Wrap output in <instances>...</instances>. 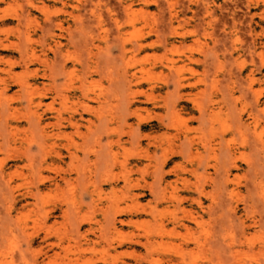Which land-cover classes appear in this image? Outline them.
I'll use <instances>...</instances> for the list:
<instances>
[{
  "label": "rangeland",
  "instance_id": "1",
  "mask_svg": "<svg viewBox=\"0 0 264 264\" xmlns=\"http://www.w3.org/2000/svg\"><path fill=\"white\" fill-rule=\"evenodd\" d=\"M0 41V264H264V0H0Z\"/></svg>",
  "mask_w": 264,
  "mask_h": 264
},
{
  "label": "bare ground",
  "instance_id": "2",
  "mask_svg": "<svg viewBox=\"0 0 264 264\" xmlns=\"http://www.w3.org/2000/svg\"><path fill=\"white\" fill-rule=\"evenodd\" d=\"M128 11H132V8L131 7H128V9H127ZM1 48H5V45H4V42H2V41H0V49ZM138 48H142V44L141 43H139V46H138ZM126 48L124 47L123 48V52H122V54L125 56V54H126ZM34 52H33V50H32V52H30V53H27L26 52V54L24 55V56H22V58H26V59H29V58H32V57H34ZM252 82H253V80H252ZM19 86H20V88H21V90L22 91H25V92H27V91H29V89H30V86L28 85V83H26V82H21L20 84H19ZM27 103H28V107H29V109H31V108H39L42 104H43V99H40L39 100V102L37 103V104H35V101L33 100V98H29L28 100H27ZM82 118V117H81ZM39 120V123H41V118H39L38 119ZM75 124H77V122L75 123ZM200 193H202L201 191H200Z\"/></svg>",
  "mask_w": 264,
  "mask_h": 264
}]
</instances>
